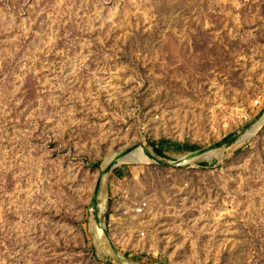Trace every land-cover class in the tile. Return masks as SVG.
Masks as SVG:
<instances>
[{"label":"rangeland","instance_id":"rangeland-1","mask_svg":"<svg viewBox=\"0 0 264 264\" xmlns=\"http://www.w3.org/2000/svg\"><path fill=\"white\" fill-rule=\"evenodd\" d=\"M262 119L264 0H0V264H264Z\"/></svg>","mask_w":264,"mask_h":264},{"label":"bare ground","instance_id":"bare-ground-1","mask_svg":"<svg viewBox=\"0 0 264 264\" xmlns=\"http://www.w3.org/2000/svg\"><path fill=\"white\" fill-rule=\"evenodd\" d=\"M264 125V119H262L258 125L254 126V128L248 132L246 134V136L243 137V139H241V141L245 140L246 138H250L252 136H254L260 129L261 127ZM217 151H212L210 153H207L204 155V158L206 159H211L212 157H214L215 155H217ZM114 158V156L110 157L107 161H111L112 159ZM200 158V157H199ZM221 158V157H220ZM149 159L147 158V156L144 154L143 152V149L142 148H139L133 152H131L130 154L126 155L125 157H123L122 159L119 160V163L120 164H123V163H142V162H148ZM190 161V160H189ZM188 161H184L182 160V165H185L187 164ZM108 165V164H107ZM104 198V197H103ZM100 204H101V208L102 209H105V199H102L100 200ZM100 208V209H101ZM97 237L99 240H102L103 239V231L101 229H98L97 230ZM105 239V238H104Z\"/></svg>","mask_w":264,"mask_h":264},{"label":"trees","instance_id":"trees-1","mask_svg":"<svg viewBox=\"0 0 264 264\" xmlns=\"http://www.w3.org/2000/svg\"><path fill=\"white\" fill-rule=\"evenodd\" d=\"M164 144V142H160L159 144H157L156 148H155V152L162 156L163 153V149H162V145ZM171 147H173L174 150L176 151H198L199 148L197 146H193L190 144H180V143H173L171 144Z\"/></svg>","mask_w":264,"mask_h":264},{"label":"water","instance_id":"water-1","mask_svg":"<svg viewBox=\"0 0 264 264\" xmlns=\"http://www.w3.org/2000/svg\"><path fill=\"white\" fill-rule=\"evenodd\" d=\"M204 152H205L204 150L196 151L194 153H190L188 155H185V156L181 157L180 159L184 160V161H187L188 159H192L193 157L198 156L199 154H203Z\"/></svg>","mask_w":264,"mask_h":264}]
</instances>
